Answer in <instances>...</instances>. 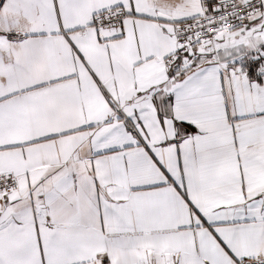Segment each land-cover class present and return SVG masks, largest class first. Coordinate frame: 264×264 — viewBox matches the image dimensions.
Instances as JSON below:
<instances>
[{
	"label": "snow or ice",
	"instance_id": "1",
	"mask_svg": "<svg viewBox=\"0 0 264 264\" xmlns=\"http://www.w3.org/2000/svg\"><path fill=\"white\" fill-rule=\"evenodd\" d=\"M34 3L35 0H0V124L16 104L44 96L43 81L27 83L32 78V60L42 55L44 49L43 45L25 48L35 35L25 27V23L34 22ZM243 8V16L236 17L233 13L236 27L243 29L240 38L225 44L223 54L217 49L215 57L210 58L214 62L205 68V73H215L222 116L210 117L197 107L195 93L201 86V73L183 81L177 79L176 92L162 102L175 108L181 97L187 101L185 111L189 118H178L176 112L160 115L162 123L164 120L172 123L174 134L164 146L174 154V160L149 147L145 140L147 132L140 134L143 125L138 120L134 122L135 113L129 116L122 109L114 110V116L82 126L91 132L86 150L81 148L70 154L41 181L50 182L47 192L33 189L29 194L36 196L35 201H30L33 214L38 207L43 208L39 225L50 229L49 240L54 247L61 242L62 229L54 216H49V210L57 205L74 204L78 213L86 210L90 217L101 221L100 235L113 250L136 247L153 233L184 239L185 236L179 235L183 233L190 234L201 251L205 248L210 252L222 251L229 258L218 260L208 255L205 264H264L260 250L264 248V184L245 179V172L253 163L246 156L247 140L251 136L264 137V0H246ZM227 10V0L223 4L222 0H208V13L223 19ZM249 12L251 17L245 19ZM177 73L184 75L179 60L170 78ZM22 84L26 86L21 87ZM29 92L34 96L26 95ZM253 104L256 111H245ZM224 131L230 133V144ZM125 134L135 136V146L143 147L155 165V175L148 182H137L144 179L146 161L128 151L133 143L124 142ZM56 138L53 133L44 137ZM120 176L119 187L113 190L111 178ZM104 178L108 185L106 193L101 192ZM9 186L16 187L9 180L8 185L0 184V192L8 191ZM7 201L4 197L6 205ZM17 215L22 213L18 211ZM4 228L0 221V240ZM116 232L131 235L123 240L110 239ZM256 237L259 245H254L248 255H238V246ZM0 264L8 261L0 257ZM63 264L85 262L70 260ZM100 264H111L109 256L104 255ZM176 264L185 262L177 260Z\"/></svg>",
	"mask_w": 264,
	"mask_h": 264
}]
</instances>
